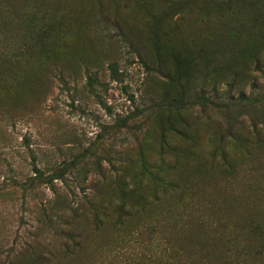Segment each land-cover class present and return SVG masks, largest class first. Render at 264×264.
<instances>
[{
	"label": "rangeland",
	"instance_id": "rangeland-1",
	"mask_svg": "<svg viewBox=\"0 0 264 264\" xmlns=\"http://www.w3.org/2000/svg\"><path fill=\"white\" fill-rule=\"evenodd\" d=\"M44 263L264 264V0H0V264Z\"/></svg>",
	"mask_w": 264,
	"mask_h": 264
},
{
	"label": "trees",
	"instance_id": "trees-1",
	"mask_svg": "<svg viewBox=\"0 0 264 264\" xmlns=\"http://www.w3.org/2000/svg\"><path fill=\"white\" fill-rule=\"evenodd\" d=\"M75 246H76V247H79V245H75ZM141 260H142V259H140V258H137V259H136V263H140V262H141ZM44 264H48V263H44Z\"/></svg>",
	"mask_w": 264,
	"mask_h": 264
}]
</instances>
